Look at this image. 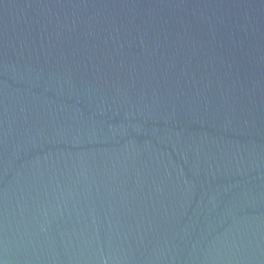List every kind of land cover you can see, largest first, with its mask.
I'll return each mask as SVG.
<instances>
[{
    "label": "water",
    "instance_id": "1",
    "mask_svg": "<svg viewBox=\"0 0 264 264\" xmlns=\"http://www.w3.org/2000/svg\"><path fill=\"white\" fill-rule=\"evenodd\" d=\"M0 264H264V0H0Z\"/></svg>",
    "mask_w": 264,
    "mask_h": 264
}]
</instances>
